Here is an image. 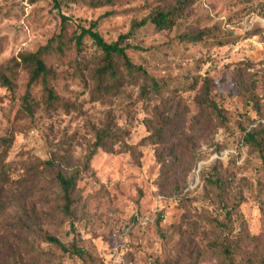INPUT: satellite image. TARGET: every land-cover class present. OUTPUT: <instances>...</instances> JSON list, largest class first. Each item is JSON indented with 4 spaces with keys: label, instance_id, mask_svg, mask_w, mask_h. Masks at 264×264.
<instances>
[{
    "label": "rangeland",
    "instance_id": "374dc122",
    "mask_svg": "<svg viewBox=\"0 0 264 264\" xmlns=\"http://www.w3.org/2000/svg\"><path fill=\"white\" fill-rule=\"evenodd\" d=\"M176 1L0 0V67L12 81L0 80V161L9 175L0 189V263L219 264L228 262L225 241L232 264H261L264 155L243 136L264 127V0H185L173 27L136 28L125 43L133 61L165 83L161 97L141 96L130 80L121 91L96 94L90 75L100 50L90 38L80 47L73 39L78 24L97 21L95 29L115 42ZM199 32L197 40L185 36ZM46 46L51 73L33 81L20 55ZM205 75L221 116L201 104ZM160 114L171 118L163 142L152 136ZM104 127L115 150H99L84 169ZM47 159L82 170L74 229L58 210ZM215 163L226 198L207 182ZM44 232L75 240L86 257Z\"/></svg>",
    "mask_w": 264,
    "mask_h": 264
},
{
    "label": "trees",
    "instance_id": "16d2710c",
    "mask_svg": "<svg viewBox=\"0 0 264 264\" xmlns=\"http://www.w3.org/2000/svg\"><path fill=\"white\" fill-rule=\"evenodd\" d=\"M108 0H92V3L96 5L107 3ZM185 0H177L174 5L163 7L158 10L149 13L146 17L140 21L133 23L132 28L126 34H121L117 41L108 42L103 38L100 32L95 29L98 22L95 21L88 27L81 24L77 25L74 32L73 39L76 46L80 47L85 38L92 39L100 50L97 66L92 70L90 75L95 85L93 91L96 94H103V92H110L114 89L121 91L123 85L128 81L133 83H139L140 95L145 98H150V94L162 96V90L165 83L162 79L157 78L149 73V71L141 64H137L133 61L128 48L131 47L130 43H125L126 39L132 36L135 29L141 26L153 23L160 29L171 28L178 22V17L183 16V8L186 7ZM63 23L68 21V17L63 15ZM202 32L199 34L188 33L185 36L197 40L202 37ZM135 48L142 49L143 46L139 44L132 45ZM47 48L42 47L34 52L21 53L20 57L22 61L30 68L31 78L36 81L40 78L46 82L47 76L51 73L47 67L43 58V50ZM147 48H143L145 50ZM0 80L4 85L12 86L11 78L6 74L2 67H0ZM204 98L201 102L202 105L211 108V110L218 116L222 115V111L218 103L210 97V79L207 75L202 77ZM49 96L53 97L52 89L48 88ZM159 123L153 129L152 136L156 140L163 142L165 140L166 132H168L169 120L171 118H165L159 116ZM96 141H94L88 148L86 155L84 156V169H88L91 166V162L99 150L113 152L114 145L110 143L108 139H112L113 133L108 127L96 129ZM243 139L246 143H253L264 155V127L259 124L255 127H251L245 130ZM113 140V139H112ZM3 144L9 145L10 139H3ZM127 150L137 153L139 148L137 145H127ZM44 168L52 172V178L58 188V210L65 220H67L72 229L75 228L77 221V208L79 203V190L78 181L81 178V169L69 170L63 165L56 162L54 159H47L42 161ZM212 172L209 173L207 182L212 185L218 194L226 198V184L221 179V169L218 163L212 166ZM9 181L8 171L4 166V161H0V189ZM43 238L50 241L52 244L60 247L66 252L72 255H76L80 258H85L87 250L74 240L69 244L63 242L58 236L44 232ZM222 250L227 257L228 262H220L219 264H232L234 261V249L230 243L222 241L220 242ZM3 264V263H0ZM261 264H264V255L262 257Z\"/></svg>",
    "mask_w": 264,
    "mask_h": 264
}]
</instances>
